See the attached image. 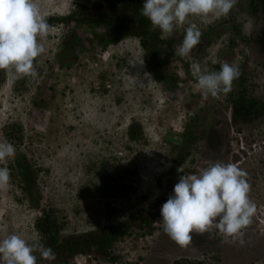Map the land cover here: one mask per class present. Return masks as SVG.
<instances>
[{"label": "rangeland", "instance_id": "374dc122", "mask_svg": "<svg viewBox=\"0 0 264 264\" xmlns=\"http://www.w3.org/2000/svg\"><path fill=\"white\" fill-rule=\"evenodd\" d=\"M94 1L40 0V10L45 19L67 16L80 9L83 15L97 20L101 10L92 5ZM230 11L240 24V36L235 37L234 45H230L229 32L217 34L215 29L229 13L188 18L200 30L213 29L211 43L194 59L209 69L224 62L238 64L250 108L228 101L235 99V93L242 88L237 86V79L227 94L204 99L195 87L189 57L181 60L189 65L186 71L173 59L159 66L158 76L169 78L174 86L167 95L168 85L145 67L136 38L108 42L99 52L91 34L95 27L76 26L74 22L54 24L46 37L38 38L45 51L34 60L36 77H16L9 70L0 69V142L14 144L16 155L25 158L34 173L38 194L36 207L31 208L24 199L19 178L11 170L15 157L0 161V167L11 170L9 187L0 190V240L17 234L31 243L39 236L33 224L42 212L53 214L64 238L85 239L104 226L131 220L162 193L154 178H165L162 173L169 165L175 137L180 136L188 118L199 122L212 116L225 119L231 104L236 111L245 109L249 114L258 109L260 113L253 114L258 118L251 121L260 132L255 139L258 145L249 149L248 156H242L239 165L244 170L254 168L255 181L251 183L249 198L256 204L257 212L264 205V51L251 48L248 54V43L254 44L248 33L252 26L260 25L258 14L251 16L248 11V0H238ZM188 22L177 26L173 37L183 36ZM75 37L79 41L69 53L77 54V59L67 69L54 66V58ZM105 51L108 55L103 60ZM248 123L238 127L247 129ZM130 124L140 128L139 138L127 137ZM192 126L195 147L201 133ZM10 131L14 135L9 136ZM104 175L116 178L118 185L105 191ZM163 186H167L165 181ZM160 219L161 216L152 220L149 232L146 227H136L131 234L116 240L110 250L114 261L86 251L75 256L57 254L54 262L37 255V264H154L148 255L156 257L157 248L176 243L172 239L170 243L168 235L158 230Z\"/></svg>", "mask_w": 264, "mask_h": 264}, {"label": "clouds", "instance_id": "9594fccd", "mask_svg": "<svg viewBox=\"0 0 264 264\" xmlns=\"http://www.w3.org/2000/svg\"><path fill=\"white\" fill-rule=\"evenodd\" d=\"M238 0H144L141 15L153 29H159L162 38H171L177 26H184L190 16L208 17L227 15ZM75 10V9H74ZM68 16V15H67ZM66 17V16H60ZM49 18V17H48ZM64 23H59L61 25ZM56 25V24H55ZM53 26V25H52ZM51 26V27H52ZM40 10V0H0V69L9 70L16 77H36L34 60L45 49L38 38L49 32ZM199 27L188 22L182 42L176 46V55L190 57L201 41ZM106 55V56H105ZM102 53V59L107 57ZM191 74L195 87L204 99L215 98L231 91L233 81L241 72L238 64L224 62L218 71L192 60ZM16 148L7 140L0 142V161L14 158ZM248 172L236 163L213 162L198 172L181 175L172 194L160 208L158 222L163 231L179 246L191 242L193 231L203 234L215 228L226 238L225 242L243 245V230L252 223L256 204L249 198L251 185ZM11 170L0 167V190L9 187ZM37 219V218H36ZM48 262L57 257L42 237L31 243L17 234L0 240V264H37L38 256Z\"/></svg>", "mask_w": 264, "mask_h": 264}, {"label": "flooded vegetation", "instance_id": "af4514ba", "mask_svg": "<svg viewBox=\"0 0 264 264\" xmlns=\"http://www.w3.org/2000/svg\"><path fill=\"white\" fill-rule=\"evenodd\" d=\"M92 3L93 6L100 7L101 16L105 18L106 22H113L120 27H123L127 23L129 24L127 35L120 36V34H117L109 42H116L121 38H136L137 45L142 50L144 65L153 77L155 75L158 76L157 70L159 66L161 63H166L167 59L176 60L183 70H187L189 65L182 63L181 60L183 58L175 54L176 46L182 42L183 36L176 38L173 37V34L171 38L164 39L162 36H159V29H153L149 20L145 25L157 37L143 36L141 31L142 26L139 21L140 16L137 13L131 10H124V12L122 7L117 5L113 0H108V2L106 0H96ZM257 14V21L260 22V25L258 23V26H252L248 33L249 38L254 40V44L252 42L248 43V54L251 52V48H255V50L261 49L259 44L255 43V38L264 30V20L260 14V10ZM251 16H254V14ZM227 17L226 20L228 19ZM109 30L110 28L101 23L94 28L93 33L100 34V36L104 34L106 36L109 34ZM97 31H101V33ZM205 31L201 30V41L192 50L189 57L191 60L194 59L196 54H202L206 46L212 41V38L205 37ZM144 39L147 42V47L142 46L141 42ZM94 40L98 44V40ZM0 76L2 80V74ZM237 105L239 106V104ZM239 107L250 108L249 104ZM258 111V109H253L249 114L248 110L245 109H242L241 112L236 111L234 104H231L226 110L225 119H218L212 116V118L205 117L203 122H199L195 121V118H188L184 123L179 139L177 140L175 137L176 141L174 145L177 147V150H174L175 147L172 148L169 165L165 172L162 173L165 175V178L161 179L159 175L154 178L156 187L162 190V193L149 204L156 211V217L154 218L160 216V208L168 196L172 194L173 187L177 183L179 176L198 172L203 167L216 161L241 164L244 159L242 156L244 154L248 156L249 149L253 150L258 145L255 139L260 132L256 124H251L252 120L258 118L252 117V115H259ZM237 118L239 120L235 122ZM246 122H249L247 129L238 127V125L245 124ZM191 124H193L192 127H194L195 131L200 129L201 133L196 138L198 144L195 147H192L194 139L191 134L192 132H190ZM245 140L247 141V150L244 148ZM178 141L181 142L177 143ZM245 169L248 172V182L253 187L251 183L255 181L254 168ZM163 181H165L167 186H163ZM259 196L263 198V196ZM258 202H261V200ZM158 227L162 235H167L161 225ZM229 239L223 237L214 227L203 234L193 231L191 233V242L186 247H181L177 243H171L170 238V247L157 248V253H155L157 256L151 257L148 255V257L154 264H264V205L252 217V223L243 230V245L238 242H225ZM153 243V245L156 244L155 239ZM173 245H176V249L173 248Z\"/></svg>", "mask_w": 264, "mask_h": 264}, {"label": "trees", "instance_id": "16d2710c", "mask_svg": "<svg viewBox=\"0 0 264 264\" xmlns=\"http://www.w3.org/2000/svg\"><path fill=\"white\" fill-rule=\"evenodd\" d=\"M108 2V0H106ZM117 5L122 7L123 11L131 10L140 16L139 21L142 26V35L146 37H157V35L153 32H151L147 26L145 25L146 22H148V19L141 15V9L142 4L144 0H113ZM97 4V3H96ZM238 7V6H237ZM262 15V18L264 20V0H248V11L250 15H255L257 12H259ZM124 11V12H125ZM235 14L230 11L229 17L226 21H222L217 26H215L217 34H221L225 31L229 32L231 34V38L229 39L230 45H233L234 38L240 36V24L235 21ZM47 23L51 27L54 24L64 23L69 24L70 22H74V25L78 26H85L86 28L92 29L93 27H97L101 23H103L105 26L110 28L109 34H94L91 31L92 36L95 37L98 40V47L99 52L102 51L105 47V45L117 34H120V36L127 35L129 31L128 23L125 24L123 27L117 26L113 22H106L105 18L101 16V13L98 14V19H92L87 15H83V12H81L80 9H75L72 14L66 16V17H49L46 19ZM146 26V27H145ZM114 27V28H113ZM125 30V31H124ZM176 31L174 30L173 34ZM184 33V32H182ZM213 34V29L208 30L205 33V37L211 38ZM100 36V37H99ZM79 39L77 37L71 38L70 45L68 44L67 48H63L60 54H57V56L54 58V66L60 68V69H67L71 67V64L73 61L77 59V54H70L69 50L73 47L72 45H76L78 43ZM166 42V41H165ZM143 47H147V42L144 39L142 42ZM168 43V42H167ZM255 43L259 44L260 50L264 51V30L261 32V34L255 38ZM186 65V64H185ZM220 67L218 65L212 66L211 70L218 71ZM149 71V70H148ZM155 78L160 81L161 83H166L168 87L165 90V93L168 95L172 88V81L169 78H166L164 76H157L155 75ZM238 84L240 88L242 87L244 77L242 74L237 78ZM26 79H22L21 83L24 84ZM174 87V86H173ZM233 94L229 95L232 96ZM229 102H236L239 104V106L244 107L245 105H248L251 103L250 100L245 98V92L243 90V87L239 90H237V94L235 93V99L229 98ZM38 106V104H35ZM17 131V129H16ZM15 132L10 131L9 136L14 135ZM182 134V133H181ZM141 136L140 128L136 124H130L127 127V137L130 139H136ZM176 139H179V136L176 137ZM165 139L162 140V143L165 144ZM181 141H178L177 143H180ZM177 150V147L174 148V150ZM13 174L15 177L19 178L20 181V189L24 194V199L27 202V204L31 208H35L37 204V198L38 194L36 191V183L33 179L34 173L31 168H29L28 163L26 162L25 158L17 154L15 156V159L12 164ZM106 180H102V183L104 184L105 191L109 188H113L114 186L118 185V182L113 178L104 175ZM108 177V178H107ZM114 183V185H112ZM142 213H136L131 220H123L114 222L113 224L104 226L99 230L96 234H89L85 239L81 238V236L76 237H61L60 236V227L57 225L55 218L52 213L50 212H42V214L34 221V228L38 235L42 237L43 241L46 243L47 246H50L54 252L57 254H67L69 256H75L79 255L82 252H89V253H95L101 256L102 258L110 261H114L115 257L110 255V250L112 248L113 243L120 239L125 237L126 235L131 234V231L135 229L136 227L139 229H142V227H146V231L149 232L150 229V223L156 217V211L154 210L153 206H146L141 211ZM35 255H39V253H35ZM39 261V258H38Z\"/></svg>", "mask_w": 264, "mask_h": 264}]
</instances>
